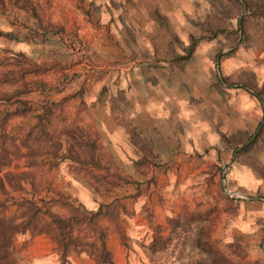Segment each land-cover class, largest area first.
<instances>
[{
	"label": "rangeland",
	"instance_id": "obj_1",
	"mask_svg": "<svg viewBox=\"0 0 264 264\" xmlns=\"http://www.w3.org/2000/svg\"><path fill=\"white\" fill-rule=\"evenodd\" d=\"M31 2L35 16L6 0L0 4V91L25 82L17 99L30 107L12 114L16 98L0 101V121L5 117L0 131L10 158L1 173L12 172L20 184L12 189L4 181L0 213H16L13 203L20 198H33L61 216L67 215L64 203L95 211L116 202V215L99 221L115 264L194 263L205 258L194 245L199 229L223 255V264H264V201L224 191L242 187L264 198V177L248 166L256 159L264 174V121L258 128L260 104L243 85H255L264 97V80L253 71L264 66V17L245 16L241 42L239 32L198 38L209 10L206 0H190L193 10L179 8L168 17L141 0H66L67 9L55 0ZM228 23L236 27L234 19ZM190 36L197 41L185 57ZM28 39L33 43L27 45ZM36 66L41 71L23 72ZM144 79L151 86L181 81V97L168 104L176 109L150 101L151 111H162L166 128L130 126L126 97ZM75 107L118 112L125 135L80 128L65 136L67 127L45 134L34 126L36 113L60 115ZM176 112L179 121L165 117ZM239 132L258 136L257 153L229 167L234 152L221 135L234 136L236 143L244 138ZM243 168L257 180L242 179ZM97 234L98 229L73 226L83 243L68 249L63 262L48 236L17 234L13 264H95L84 242Z\"/></svg>",
	"mask_w": 264,
	"mask_h": 264
},
{
	"label": "trees",
	"instance_id": "obj_2",
	"mask_svg": "<svg viewBox=\"0 0 264 264\" xmlns=\"http://www.w3.org/2000/svg\"><path fill=\"white\" fill-rule=\"evenodd\" d=\"M5 0H0L3 4ZM7 3L31 13L35 16L34 5L31 0H6ZM209 10L204 20L200 24L202 35L198 38L211 39L219 33H225L235 36L237 32L241 33V42L244 38V19L247 15L264 17V0H206ZM244 12V13H243ZM230 19L236 21V27L232 29L230 23L224 25ZM230 27V30L228 29ZM229 30V31H228ZM9 34V33H5ZM197 39L190 36V42L186 46V56L190 55L196 45ZM233 43V42H232ZM27 71H41L39 66L23 69ZM23 72H19L21 75ZM26 83H21L22 88H15L10 92L0 91V101H10L16 98L18 105L12 114H24L29 111L30 107L26 106V102L17 97L23 93ZM247 88L252 90L253 95L259 100L264 107V97L262 92L255 89V85H248ZM45 113H36L34 116L39 123L41 119L46 117ZM47 119H45L46 121ZM5 117L1 119L0 124L3 125ZM1 127V126H0ZM78 130V127H67L63 129V135L72 134L70 130ZM239 136L244 137L243 140L234 142V136L225 137L221 135V142L227 143L228 149L234 152V160L245 157L248 153L256 155L257 153V137L251 139V135L239 132ZM74 136V135H72ZM70 136L71 138H74ZM232 139V140H231ZM5 134L0 131V191L4 192V181L12 189H19L20 184L18 177L12 172H3L2 169L9 163V151L5 147ZM75 142L78 143L74 139ZM232 141V142H231ZM79 144V143H78ZM240 146V147H239ZM239 147V148H238ZM70 150V149H67ZM245 164L247 161L245 160ZM250 167L256 169L264 177L263 168L256 159L249 163ZM16 176V177H15ZM1 204V202H0ZM15 212L12 215H4L0 213V264H13L14 256L12 251L13 238L17 234L29 232L32 235L44 234L55 244L61 262L64 261L68 249L75 250L79 244L83 243L78 235H73V226H85L91 232L98 229L96 240L84 242L85 252L92 257L95 264H115L111 259L110 252L105 247L103 232L101 231L99 221L103 218L112 219L116 215V202L100 205L95 211L87 210L81 205H74L71 202L64 203L67 209V215L61 216L53 212L50 207H44L33 198H20L15 200ZM198 235L194 240L195 247L205 254V258H199L191 264H223L225 258L211 244L204 239L203 229H199ZM71 247V248H70ZM80 251V250H79ZM84 251V250H83ZM82 252V251H81Z\"/></svg>",
	"mask_w": 264,
	"mask_h": 264
},
{
	"label": "crops",
	"instance_id": "obj_3",
	"mask_svg": "<svg viewBox=\"0 0 264 264\" xmlns=\"http://www.w3.org/2000/svg\"><path fill=\"white\" fill-rule=\"evenodd\" d=\"M145 3V5L150 6L152 8H157L161 10V14H165L167 17L169 14H177V11L179 8L183 10L184 12L193 10V6L190 4V0H141ZM55 2L61 4L62 7L67 9L68 5L66 0H55ZM192 2V1H191ZM177 7V9H176ZM264 30V28H263ZM257 36L262 34L261 28L257 30ZM4 38L3 36H1ZM34 39V38H32ZM32 39H28L25 41L27 45L33 43ZM261 56V54H260ZM256 78L259 80H264V66L254 68L253 69ZM172 80H158L155 83V87L159 90V93L156 92L153 89L154 86H151L152 83H150L147 79L142 80L140 83L137 85H132V87L136 88V91L133 92V95L130 94V97H126L129 99V104H130V113H129V123L130 126L134 127L135 130H152V129H158L162 128L164 126L165 128L168 126V124H162V111L161 112H154L151 111L152 105H150V101H154V99H158L161 103L167 104V107L171 106V109H176L173 105H168L170 104V100L173 99V97H181V81H173ZM131 86V85H130ZM138 87V89H137ZM145 88V92H142L139 90V88ZM253 94V93H252ZM254 96V95H253ZM255 97V96H254ZM256 98V97H255ZM92 102H94V99H91ZM161 100V101H160ZM256 100L259 102V100L256 98ZM96 103V101H95ZM154 103V102H153ZM177 103V102H176ZM145 105V108L141 105ZM179 107L181 105L182 107H185L181 104V102H178ZM260 104V108L262 112V120H264V107ZM160 105V106H161ZM162 108H167L166 106H161ZM153 108V107H152ZM144 111V112H143ZM179 112V111H178ZM118 112L113 113L112 115L110 112L106 111V109L100 113H97L96 111H83L81 108H74L73 111H67V113H61L60 115H57L56 113L54 114H49L46 115V117L41 119V122L37 120V118H34V126L35 128L43 132L45 134H50L52 133V130L54 128H57L58 130L64 127H78V128H88V129H100L103 133L104 136H123L125 135V127L123 125V120L120 115H118ZM166 118H169L172 120L177 118V120H181V115L179 113H174L173 117L165 116ZM45 119H47L45 121ZM70 121V122H69ZM260 121V123H261ZM259 123V125H260ZM258 125V128L260 127ZM231 165L229 167H233L234 163L232 160V157L230 158ZM229 162V163H230ZM225 166H223L224 168ZM237 167V166H236ZM243 176L246 177L248 180H251L252 178L256 181V177L254 174L249 170V169H244L243 168ZM227 176V174H226ZM221 177H223V174H221ZM226 178V177H225ZM259 183V181H257ZM240 184L243 183L239 181ZM245 186L247 184V181H244ZM225 190H228L232 192L231 195H237L238 197L244 199V200H249V201H264L261 199H249L245 197H241L240 195L237 194V192H240L242 194H248V195H254V196H260V195H255L248 190L243 189L242 187L239 188V190H231L225 188ZM261 197V196H260ZM263 198V197H262Z\"/></svg>",
	"mask_w": 264,
	"mask_h": 264
},
{
	"label": "water",
	"instance_id": "obj_4",
	"mask_svg": "<svg viewBox=\"0 0 264 264\" xmlns=\"http://www.w3.org/2000/svg\"><path fill=\"white\" fill-rule=\"evenodd\" d=\"M264 120L261 121V123L263 122ZM261 123L259 126H261ZM225 193L227 195H231L232 192L228 191V190H225ZM238 195H240L241 197H245V198H249V199H261V200H264V198L260 197V196H254V195H248V194H242L240 192H237ZM263 250H264V247H263Z\"/></svg>",
	"mask_w": 264,
	"mask_h": 264
}]
</instances>
